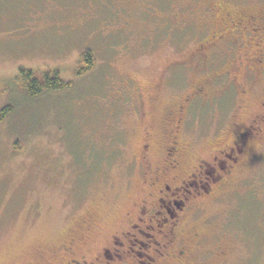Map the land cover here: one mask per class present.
Segmentation results:
<instances>
[{"label": "rangeland", "instance_id": "obj_1", "mask_svg": "<svg viewBox=\"0 0 264 264\" xmlns=\"http://www.w3.org/2000/svg\"><path fill=\"white\" fill-rule=\"evenodd\" d=\"M209 3L264 9V0H0V110L8 108L0 121V264H46L80 217L103 236L115 230L142 195L146 132L154 166L168 112L195 82H207L215 99L186 108L181 176L208 161L216 143L230 142L221 133L235 102L218 97L217 75L233 63V45L222 42L205 60L196 55L217 30ZM85 50L93 66L77 76ZM20 67L56 70L72 87L29 99ZM251 154L187 221L184 231L203 235L191 243L194 264H264V142Z\"/></svg>", "mask_w": 264, "mask_h": 264}, {"label": "flooded vegetation", "instance_id": "obj_2", "mask_svg": "<svg viewBox=\"0 0 264 264\" xmlns=\"http://www.w3.org/2000/svg\"><path fill=\"white\" fill-rule=\"evenodd\" d=\"M208 10L217 30L209 32L196 55L205 60L207 52L222 42L233 45V63L217 75L223 82L218 97L235 102V113L228 115V134L221 133L228 135L230 142L216 143L208 161L198 159L181 176L187 149L178 135L186 108L196 98L215 99L210 97L207 82H195L177 108L168 112V130L162 135L159 151L162 156L154 166L150 165L152 137L146 132L138 158L142 195L129 205L121 224L103 236L100 225L78 218L73 224L77 231L70 228L60 237L46 264H194L191 243L199 242L203 235L184 231L187 221L204 201L218 196L264 142V9L244 12L237 7L231 11L209 3ZM220 240L216 258L223 261L226 252Z\"/></svg>", "mask_w": 264, "mask_h": 264}, {"label": "trees", "instance_id": "obj_3", "mask_svg": "<svg viewBox=\"0 0 264 264\" xmlns=\"http://www.w3.org/2000/svg\"><path fill=\"white\" fill-rule=\"evenodd\" d=\"M79 59L76 75L82 76L92 69L93 57L89 50H85L82 51ZM17 75L18 81L21 83L24 93L29 99H35L46 93L68 90L72 87L71 82H64L59 78V73L56 70L38 73L34 70L20 67ZM7 110L8 108L6 107L0 110V121H2L3 114Z\"/></svg>", "mask_w": 264, "mask_h": 264}]
</instances>
